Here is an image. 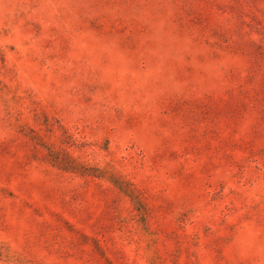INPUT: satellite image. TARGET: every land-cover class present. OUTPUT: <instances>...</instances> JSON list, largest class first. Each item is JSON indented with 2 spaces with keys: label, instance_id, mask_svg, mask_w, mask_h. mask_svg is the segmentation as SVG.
<instances>
[{
  "label": "rangeland",
  "instance_id": "obj_1",
  "mask_svg": "<svg viewBox=\"0 0 264 264\" xmlns=\"http://www.w3.org/2000/svg\"><path fill=\"white\" fill-rule=\"evenodd\" d=\"M0 264H264V0H0Z\"/></svg>",
  "mask_w": 264,
  "mask_h": 264
}]
</instances>
